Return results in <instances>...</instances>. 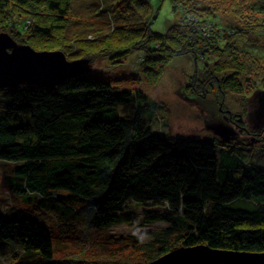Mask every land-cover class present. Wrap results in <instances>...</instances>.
I'll list each match as a JSON object with an SVG mask.
<instances>
[{"label": "trees", "instance_id": "obj_1", "mask_svg": "<svg viewBox=\"0 0 264 264\" xmlns=\"http://www.w3.org/2000/svg\"><path fill=\"white\" fill-rule=\"evenodd\" d=\"M29 1L0 0V22L9 19L6 25L23 42L52 39L58 32L92 34L111 21L117 33H98L103 34L99 40L116 37L115 45L121 40L128 49L121 56L142 51L148 66L192 55L205 63L197 91L210 86L212 93L216 85L224 100L229 90L241 91L240 81L264 93V0H167L179 20L162 34L152 27L165 0L96 1L94 17L105 24L93 26L68 20L71 0H36L46 5L42 13L34 4L28 9ZM10 6L20 9L15 16ZM41 16L46 23L37 22ZM81 51L70 54L79 58ZM25 84L0 89V162L10 167L8 187L25 206L3 210L0 205V260L65 264L55 258L46 214L70 235L105 233L132 225L137 215L144 218V224L159 229L142 245L132 238V248L144 257L141 264H156L180 247L197 245L264 253V165L254 154L264 152V140L252 147L257 149L252 157L238 140L155 131L159 104L140 90L90 73L54 88ZM245 132L264 136V129Z\"/></svg>", "mask_w": 264, "mask_h": 264}, {"label": "rangeland", "instance_id": "obj_2", "mask_svg": "<svg viewBox=\"0 0 264 264\" xmlns=\"http://www.w3.org/2000/svg\"><path fill=\"white\" fill-rule=\"evenodd\" d=\"M96 1L99 0H71L70 3L74 9L68 20H80L85 26H93L97 23L105 24L104 21L101 22L94 17V15L98 14V11L93 10V4ZM162 3L152 27L153 32L161 34L166 33L170 29L169 27L179 20L170 3L167 0ZM32 4L40 8L41 11L39 13L45 12V4L38 6L39 3L36 0H30L27 5L30 7L28 9L33 7ZM10 8L14 16L15 10H20L15 6H10ZM21 13L26 14L22 10ZM178 14L180 16L179 12ZM0 17H3L1 13ZM46 18L41 16L39 20L37 19V22L40 24L46 23ZM8 20L5 19V23L0 22V35H9L14 42L16 41L18 47L28 45L37 52H60L68 62L85 59L88 66H90L88 72L85 73L107 78L112 83L120 85L123 89L140 90L146 94L152 101L161 106L156 109L158 119L154 120L153 126L155 127L153 129L155 131L170 133L171 135L187 139H203L211 135L220 139L224 138L225 141L229 142L238 140V142L246 144H244L247 146L244 151L248 152V155L252 157L254 155L251 152H257V149L252 147L262 144V140H264L262 132L256 133V137L248 136V133L245 132V129L255 131L264 129V124H260V119L263 116H260L263 105L260 97L263 95L258 85L249 86L248 84L244 86L245 83L242 84L240 81H236V83L242 85V89H240L241 91L238 94H232L231 90H229L230 95L223 94L226 101V106L223 107L221 102L224 100L220 99L216 85H213L215 89L212 93H209L211 91L210 86L207 87V92L205 90H196L199 85L198 79L201 80L202 76L205 79L204 61L195 60L192 55H180L160 62L153 60L147 66L144 65L146 64L144 63L146 60L144 55L146 53L142 51L130 50L121 56L120 52L122 50L128 51L120 43L121 40H118L117 45L113 43L116 42V37L113 42L108 37H103L102 40H99L103 34L98 35V33L105 32L106 34L111 32V35L117 33L115 32L117 26L113 29L111 21L105 24V27L108 28H95V32H90L92 34L82 32L74 35L72 32L65 36L66 33L58 32L52 39L34 38L23 42L19 37H15L12 29L6 25ZM79 38L86 42H78L77 39ZM239 38L244 39V37ZM261 40H263L261 43L264 45V38ZM239 42L241 44L245 43L244 40ZM89 43L91 46H88ZM64 45L67 46L68 50H64ZM79 48H82V51L78 55L84 54L82 57L77 58V53L70 54V52ZM111 52L117 53L112 54ZM92 55L99 56V58L97 59ZM114 56H120V60ZM25 85L34 84L26 83ZM194 91L198 93L197 96H191ZM186 94L190 98L186 97ZM165 122L167 125L163 127L162 125ZM234 122H238L242 127L239 128ZM226 127L232 129V132ZM263 153L260 151L254 153L257 159L262 160L258 162L259 165H264ZM11 175L10 167L0 162V205L3 210L12 206H15V209L20 206V209H22L23 205V203L20 205L19 198L14 196L8 187L7 181ZM136 212L141 214V210H136ZM42 218L53 234L55 258L60 262L66 261L65 264L144 262L143 255L132 248L131 243L134 240L132 238L135 237L138 241L141 240L139 244L142 245L151 240L149 237L150 233L159 229L157 225L144 224V218L137 215L132 225L113 228L109 232L96 233L94 231L79 230L76 235H70L69 231L61 229L60 222L56 217L46 214ZM17 251L21 253V250L18 249ZM13 263L14 260L12 258L0 260V264Z\"/></svg>", "mask_w": 264, "mask_h": 264}, {"label": "water", "instance_id": "obj_3", "mask_svg": "<svg viewBox=\"0 0 264 264\" xmlns=\"http://www.w3.org/2000/svg\"><path fill=\"white\" fill-rule=\"evenodd\" d=\"M89 69L85 59L68 62L60 52H37L28 45L18 47L9 35H0V89L17 88L25 83L55 87ZM262 95L260 124H264V93ZM156 264H264V253L234 252L197 245L180 247Z\"/></svg>", "mask_w": 264, "mask_h": 264}]
</instances>
